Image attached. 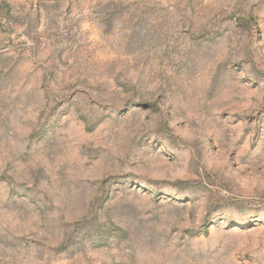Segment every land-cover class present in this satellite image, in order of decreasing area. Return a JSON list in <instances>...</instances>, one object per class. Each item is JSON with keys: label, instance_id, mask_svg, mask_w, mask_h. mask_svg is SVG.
Masks as SVG:
<instances>
[{"label": "rangeland", "instance_id": "1", "mask_svg": "<svg viewBox=\"0 0 264 264\" xmlns=\"http://www.w3.org/2000/svg\"><path fill=\"white\" fill-rule=\"evenodd\" d=\"M0 264H264V0H0Z\"/></svg>", "mask_w": 264, "mask_h": 264}]
</instances>
